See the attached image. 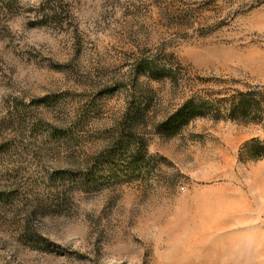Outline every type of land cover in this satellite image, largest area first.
Masks as SVG:
<instances>
[{
  "label": "rangeland",
  "instance_id": "rangeland-1",
  "mask_svg": "<svg viewBox=\"0 0 264 264\" xmlns=\"http://www.w3.org/2000/svg\"><path fill=\"white\" fill-rule=\"evenodd\" d=\"M0 264H264V0H0Z\"/></svg>",
  "mask_w": 264,
  "mask_h": 264
}]
</instances>
